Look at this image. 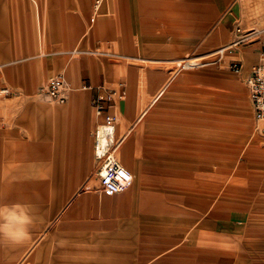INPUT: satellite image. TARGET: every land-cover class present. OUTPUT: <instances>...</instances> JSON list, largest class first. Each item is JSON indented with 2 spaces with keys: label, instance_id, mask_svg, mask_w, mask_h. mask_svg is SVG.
Wrapping results in <instances>:
<instances>
[{
  "label": "rangeland",
  "instance_id": "1",
  "mask_svg": "<svg viewBox=\"0 0 264 264\" xmlns=\"http://www.w3.org/2000/svg\"><path fill=\"white\" fill-rule=\"evenodd\" d=\"M168 2L0 0V209H9L0 215V264H105L124 249L140 251L164 238L162 249L145 250L151 255L142 264H264V130L254 119L247 73L229 69L231 60H243L244 46L216 65L177 72L173 64L232 43L238 26L245 32L260 28L264 0H220L217 14L208 0H181L189 7L181 15ZM197 10L202 15L195 12L196 22H189ZM108 22L111 30L129 36L136 31L135 38L117 39L113 50L114 41L104 39ZM143 34H157L158 47L144 46ZM68 37H78V46L85 38L105 41L85 47L86 39L76 50ZM60 59L125 67L100 84L118 89L123 82L127 89L125 103L116 109V138L131 130L119 158L133 182L122 195L99 193L93 146L90 159L64 168L55 139L75 132L61 119L67 103L39 95L50 78L68 79ZM50 66L58 68L48 73ZM85 82L68 81L69 99L90 93L82 90ZM161 90L164 95L152 104ZM159 171L180 174L184 202L160 204L150 208L148 221L129 224L135 195L154 184ZM203 178L217 180V189L195 186ZM21 211L30 219L27 225ZM138 226L153 230L143 233Z\"/></svg>",
  "mask_w": 264,
  "mask_h": 264
},
{
  "label": "crops",
  "instance_id": "2",
  "mask_svg": "<svg viewBox=\"0 0 264 264\" xmlns=\"http://www.w3.org/2000/svg\"><path fill=\"white\" fill-rule=\"evenodd\" d=\"M100 2H98V3H100ZM208 2H211L210 4L213 5L216 14L219 13L220 10H222L220 7V0H208ZM165 4L167 6L174 5V7L176 9V14L179 13V15H181L182 11L186 13V11L189 9V7L184 2H181V0L180 1L175 0L173 3L170 0V2L165 3ZM223 4H224V1H223ZM134 6L136 7V4ZM225 7L226 6L224 5L223 9ZM96 10L99 11L100 6L97 5ZM117 10H119V12H118L119 14L124 13L123 12L124 9L122 10V7H116V12H117ZM195 12L196 13L198 12L200 15H202V10H201V12H199V10L191 11V13L189 14L190 15L189 16V22H192V23L196 22V21L194 22L192 20L196 16ZM76 20H78V18ZM95 22H96V18H95V21L92 23H95ZM106 22L107 21L103 20V22L99 23L98 28L95 31V35L101 34L102 28L104 27ZM78 24H79V22H77V24H76L77 27H78ZM181 24H182V21L180 22V25ZM203 24H204V20L202 21L201 25H203ZM108 25H109V22H108ZM94 26H91L87 30V32L85 33V36H87L89 34V32L94 28ZM238 27H240V26H238ZM263 28H264V19L261 22L260 28H255V29H251L248 31L260 30ZM236 29H235V32H236ZM81 33H82V31H80V35H81ZM132 33H134V34L129 36L128 34H125L116 28L111 30L110 25H109V30H108L106 37L104 39H106V40L112 39L114 41V45L112 46V48L114 50V48L117 47V46L115 47V42L117 39L120 40V39L130 38L132 40L136 36V31L133 30ZM155 35H156L155 38L154 37L151 38V37L145 36L143 34L144 46L157 48L159 42L161 41V38L157 39V34H155ZM78 37H75L74 39H71L70 37H68L69 42L76 41V47H77L76 50H78V48L82 45V43L86 39H87L85 42L86 44H84L85 47H87V42L92 43L93 41H97V40H101L103 42V40H104V39H100V38H98L96 40H90L89 38H85L82 41V43L80 44V46H78L77 45ZM235 38H236V34H235ZM163 40L164 39H162V42H163ZM133 42H134V40H133ZM263 42H264V39H262L261 41L260 40L256 41L253 44H250L251 45L250 47H248L246 45L241 46V47L244 46L243 51H242L243 60L242 61L239 60L243 66L242 74L247 73V75H248L253 66L263 62V60H264V58L262 56ZM232 43H230V44H232ZM53 44L60 46L61 43L57 44V42L54 43V41H53ZM230 44H228V45H230ZM228 45H226V46H228ZM241 47L237 48L236 52ZM137 48L138 47L135 46V48H134L135 52H136ZM109 51H111V50H109ZM135 52H134V54H135ZM155 52H152V53H155ZM138 53H139V48H138ZM188 56H189V54L186 55L183 59L187 58ZM183 59L176 60L173 62V64H176L177 62H179ZM59 66H60L59 69H62L66 74L68 73L67 74V77H68L67 80L70 81L71 84H74L77 86L79 83V79H80V81L81 80L88 81V82L82 83V86L90 85L92 87H93V84H97L98 86H101L100 84L102 82H105L106 80L110 79V76L111 77L114 76L116 70H118V72H124L123 70H125V67L122 65H119V66L117 65L116 68H113L112 64H110L108 61H102V62L98 63L92 59H71V60H67V61L60 59ZM57 68H58L57 66L55 68L50 66L48 69V73H53ZM58 75H60V74H58ZM70 75L72 77H69ZM132 79H133V77H130V80H132ZM164 93H165V91L161 90L156 95V97L154 98L152 104L159 101L161 99V97L164 95ZM93 95H94L93 92H90V93H78V92H76V93H74V95H72L71 99H68L69 102H67L66 107H64L60 112V114L63 115L61 119H63L64 123L67 124V127L69 129L71 128V129L75 130V132L68 131L66 135H64L62 137H57V140L55 139V144H57L56 146H57L58 154L61 157L62 163L63 164L66 163L64 168L67 171L71 168L70 166H72L74 161L85 160L86 158L90 159V157L89 156L87 157V155H89V151L91 150L92 146H93V157H94V141L92 143L93 137H91V136L93 134V129H95L97 124H98V120L95 116L94 110H93L92 105H91ZM124 103H125V101L123 103H121L119 105V107L121 108ZM150 107H151V105H150ZM147 112H148V109H145L143 111V113L138 118L139 122L144 119L145 114L147 115ZM94 123H96L95 126H94ZM130 134H131V130L122 136V137H125V141L128 139ZM81 154L83 155L82 157H81ZM94 162H95V158H94ZM83 164H85V162H83ZM95 166H96V162H95ZM96 168H97V166H96ZM85 170H86V165H83L80 167L81 173H83ZM206 170L208 172L209 169H206ZM179 176H180V174H177V173H172L170 175V173L159 171V173L153 179V181L155 183L151 184L149 187L143 188L141 190V192H139V193L137 192V194L135 195L133 202H132L133 210L131 211L130 220H128L126 222H129V224L139 225L142 221L143 222H144V220L148 221V219H150L152 217L153 211L150 208L154 209L160 204H163L165 206L166 205L171 206V205H173L172 201L177 202V200L180 203L184 202L185 197L183 196V189L180 187L181 184H183V182L179 180V178H180ZM69 180L72 181L70 179V175H69ZM195 186H201V187L205 186L208 188L212 187V190L214 191L215 189H217L218 184H217V180H215V179L204 180V178H203V180L197 181ZM213 191H212L211 198L213 197ZM147 194H148V196L146 197ZM102 195H104V194H102ZM120 195H122V194H120ZM116 196H118V195H116ZM173 198H174V200H173ZM79 204L81 205L82 202H79ZM138 227L140 230H144L143 233H146L149 230H153V228L148 227V226L147 227L146 226H143V227L138 226ZM170 233L172 236L171 230H170ZM171 236H170V238H171ZM158 240L159 239H155L153 241L152 245L139 246V249L141 248V250H140L141 252L139 250L136 251V249H134V250L133 249H124L123 251H120L119 254L116 253L117 255H115L111 259L106 260L105 264H142V263H145L148 260L147 255L148 254L151 255L149 252H147L145 250L151 249L152 251H157V250H160L163 247H165V244L167 243V239H165V238L162 239L161 243H160V240H159V242H158ZM171 240H172V238H171Z\"/></svg>",
  "mask_w": 264,
  "mask_h": 264
},
{
  "label": "built area",
  "instance_id": "3",
  "mask_svg": "<svg viewBox=\"0 0 264 264\" xmlns=\"http://www.w3.org/2000/svg\"><path fill=\"white\" fill-rule=\"evenodd\" d=\"M100 3L98 4L100 5ZM91 21L94 22L95 18H92ZM235 34L236 39L232 44L218 49L209 56L199 58L188 56L177 62V72L221 63L225 55L233 54L242 45L253 44L264 39V28L245 32L238 27ZM262 56L264 58V42ZM229 69L237 75H241L243 72L242 63L237 60L229 62ZM244 83L252 104L254 119L264 130V60L252 67ZM82 90L94 93L91 105L98 120L94 131V158L98 169L99 193L107 196L123 194L129 189L133 180L132 172L122 164L119 158L125 137L116 138L119 122V114L116 109L126 100V86L124 83H120L118 89H109L104 85L98 87L84 85ZM8 93L9 91H5L4 94ZM39 95L53 103L66 104L70 97L69 83L66 77L60 74L50 78L39 88Z\"/></svg>",
  "mask_w": 264,
  "mask_h": 264
},
{
  "label": "clouds",
  "instance_id": "4",
  "mask_svg": "<svg viewBox=\"0 0 264 264\" xmlns=\"http://www.w3.org/2000/svg\"><path fill=\"white\" fill-rule=\"evenodd\" d=\"M6 213H9V209L5 208V209H0V215H4ZM12 215H15V213H11ZM20 220H21V223L24 224V225H27L28 223H30V219L23 214V212L21 211L20 213Z\"/></svg>",
  "mask_w": 264,
  "mask_h": 264
},
{
  "label": "bare ground",
  "instance_id": "5",
  "mask_svg": "<svg viewBox=\"0 0 264 264\" xmlns=\"http://www.w3.org/2000/svg\"><path fill=\"white\" fill-rule=\"evenodd\" d=\"M96 15H98V13H96ZM132 182H133V180H132ZM132 184V183H131ZM131 186V185H130Z\"/></svg>",
  "mask_w": 264,
  "mask_h": 264
}]
</instances>
